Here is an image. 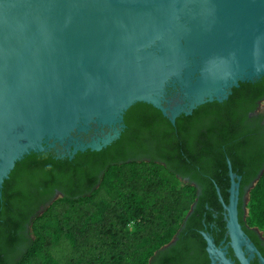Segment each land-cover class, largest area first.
<instances>
[{"label":"water","instance_id":"water-1","mask_svg":"<svg viewBox=\"0 0 264 264\" xmlns=\"http://www.w3.org/2000/svg\"><path fill=\"white\" fill-rule=\"evenodd\" d=\"M0 59L2 189L30 154L72 160L108 147L137 103L175 125L260 81L264 0H0ZM238 186L229 231L238 260L250 264ZM208 242L213 264H233Z\"/></svg>","mask_w":264,"mask_h":264},{"label":"trees","instance_id":"trees-1","mask_svg":"<svg viewBox=\"0 0 264 264\" xmlns=\"http://www.w3.org/2000/svg\"><path fill=\"white\" fill-rule=\"evenodd\" d=\"M255 96H264V77L175 125L137 103L126 112L121 138L101 151L72 160L51 152L26 156L0 197V264H175L176 257L158 258L179 235L197 195L179 173L212 184L205 176L214 177L226 154L239 175L258 177L245 223L264 236V164L247 151V139L234 140L245 134L241 114ZM144 132L155 136L159 158H139ZM56 188L63 196L53 200Z\"/></svg>","mask_w":264,"mask_h":264},{"label":"flooded vegetation","instance_id":"flooded-vegetation-1","mask_svg":"<svg viewBox=\"0 0 264 264\" xmlns=\"http://www.w3.org/2000/svg\"><path fill=\"white\" fill-rule=\"evenodd\" d=\"M241 117L243 118L245 127H243L241 132L245 134L234 140L241 142L244 138L247 139L249 143L247 145L249 150L247 151L251 153L255 152L264 164V96H255L250 101V104L243 109ZM124 125L125 127L121 130V136L127 128L125 116ZM142 141L139 158L146 161L159 158L155 136L144 132ZM51 153L57 157L54 152ZM66 158L68 156L63 159ZM223 158L222 166L218 165L222 168L215 169L213 173L214 177L205 176L211 180L212 184L206 182L207 184L205 185L201 181L195 180L191 174L185 175L179 173L180 179L196 188L197 195L179 235L171 245L163 250V253L158 258L159 261H165L164 258L176 257L178 261L174 258L175 264H213L211 254L208 250V238H210L216 249L223 251L228 260H231L233 264H241L235 254L232 245L233 240L229 231L230 216L228 207H230L233 198L234 180L239 185L237 188L238 221L249 244L255 248V250L249 249L248 245L245 244L242 245V250L245 252V256L249 259L250 264H264L262 261L264 259V236L260 230L255 227H250L245 223L246 214L241 218V211L246 209L247 199L258 177L252 178V175L250 176L245 171L244 178L234 170L229 155L226 154ZM157 162L165 164V161L163 162L162 160H158ZM229 163H231L232 170L230 169ZM231 172L235 175L234 178H232ZM2 189H0V197H2ZM53 193V200L63 196L59 188L53 190ZM45 207L46 204L43 202L39 203L37 205V212L41 214ZM251 232L258 237L257 240ZM216 262L217 264H221L220 259H217Z\"/></svg>","mask_w":264,"mask_h":264},{"label":"bare ground","instance_id":"bare-ground-1","mask_svg":"<svg viewBox=\"0 0 264 264\" xmlns=\"http://www.w3.org/2000/svg\"><path fill=\"white\" fill-rule=\"evenodd\" d=\"M4 63H5L4 60H3V59H0V67H1ZM38 65H40V64L37 63V62L33 63V66H34L35 68H37ZM34 67H33V68H34ZM34 75H35V71H34Z\"/></svg>","mask_w":264,"mask_h":264},{"label":"rangeland","instance_id":"rangeland-1","mask_svg":"<svg viewBox=\"0 0 264 264\" xmlns=\"http://www.w3.org/2000/svg\"><path fill=\"white\" fill-rule=\"evenodd\" d=\"M249 197H250V195H249ZM249 197H248V199H247V201L249 202ZM248 202H247V204H246V209H245V212H246V218L245 219H247V213H248V211H247V205H248ZM246 221V220H245Z\"/></svg>","mask_w":264,"mask_h":264}]
</instances>
